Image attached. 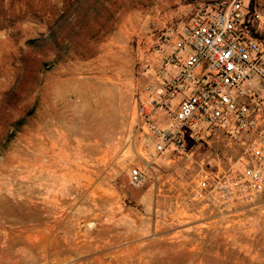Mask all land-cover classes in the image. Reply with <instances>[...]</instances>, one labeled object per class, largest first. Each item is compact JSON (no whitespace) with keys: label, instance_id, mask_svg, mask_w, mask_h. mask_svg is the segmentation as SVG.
<instances>
[{"label":"rangeland","instance_id":"rangeland-1","mask_svg":"<svg viewBox=\"0 0 264 264\" xmlns=\"http://www.w3.org/2000/svg\"><path fill=\"white\" fill-rule=\"evenodd\" d=\"M210 1L0 0V264H264V194L225 213L195 199L202 163L239 146L144 148L160 40Z\"/></svg>","mask_w":264,"mask_h":264},{"label":"built area","instance_id":"built-area-1","mask_svg":"<svg viewBox=\"0 0 264 264\" xmlns=\"http://www.w3.org/2000/svg\"><path fill=\"white\" fill-rule=\"evenodd\" d=\"M157 64L140 109L148 157L192 160L212 140L237 145L228 168L202 163L195 199L217 213L256 203L264 194V15L243 0L200 4L172 42L161 38ZM148 171L133 169L132 185Z\"/></svg>","mask_w":264,"mask_h":264},{"label":"trees","instance_id":"trees-1","mask_svg":"<svg viewBox=\"0 0 264 264\" xmlns=\"http://www.w3.org/2000/svg\"><path fill=\"white\" fill-rule=\"evenodd\" d=\"M246 4L248 6V10L250 14H253L254 11L256 10V0H248Z\"/></svg>","mask_w":264,"mask_h":264},{"label":"bare ground","instance_id":"bare-ground-1","mask_svg":"<svg viewBox=\"0 0 264 264\" xmlns=\"http://www.w3.org/2000/svg\"><path fill=\"white\" fill-rule=\"evenodd\" d=\"M101 114H102V113H101ZM101 117H102V116H101ZM104 117H106V116H103L102 118H104ZM102 118H101V119H102ZM104 119H106V118H104ZM95 120H96V119H95ZM97 121H98V120H97ZM100 122H101V124H102V121H100ZM104 122H105V120H104ZM95 123H96V122H95ZM88 125H89V124H88ZM96 125H97V124H96ZM103 125H104V124H103ZM88 128H89V126H88ZM88 128H87V129H88ZM92 128H93V127H92ZM92 128H90V129H92ZM101 128H102V127H101ZM107 128H109V127H107ZM96 129H97V128H96ZM102 129H103V128H102ZM92 130H93V129H92ZM99 130H100V129H99ZM105 130H106V129H105ZM94 131H95V128H94ZM96 131H97V130H96ZM62 132H63V131H62ZM103 132H104V130H103ZM107 132H108V130H107ZM107 132H106V133H107ZM66 133H67V132H65V134H66ZM98 133H99V131H98ZM99 134H100V133H99ZM101 134H102V133H101ZM62 135H63V134H62ZM70 136H71V135H70ZM103 136H104V135H103ZM64 137H65V136H64ZM68 137H69V136H68ZM68 137H67V138H68ZM53 138H54V137H53ZM65 138H66V137H65ZM69 139H70V138H69ZM69 139H68V140H69ZM66 141H67V140H66ZM50 142H51V141H50ZM47 143H48V142H47ZM66 143H67V142H66ZM48 146H49V144H48ZM53 146H54V145H53ZM89 152H90V151H89ZM106 152H107V151H106ZM93 154H94V153H93ZM68 173H69V172H68Z\"/></svg>","mask_w":264,"mask_h":264}]
</instances>
